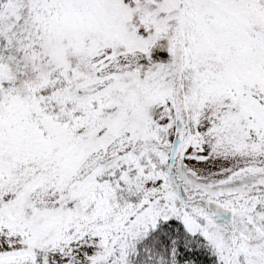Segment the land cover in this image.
<instances>
[{
  "label": "snow or ice",
  "instance_id": "snow-or-ice-1",
  "mask_svg": "<svg viewBox=\"0 0 264 264\" xmlns=\"http://www.w3.org/2000/svg\"><path fill=\"white\" fill-rule=\"evenodd\" d=\"M0 264H264V0H0Z\"/></svg>",
  "mask_w": 264,
  "mask_h": 264
}]
</instances>
